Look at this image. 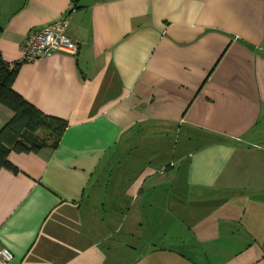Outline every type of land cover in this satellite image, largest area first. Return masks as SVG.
Masks as SVG:
<instances>
[{"label":"crops","instance_id":"0c3cea01","mask_svg":"<svg viewBox=\"0 0 264 264\" xmlns=\"http://www.w3.org/2000/svg\"><path fill=\"white\" fill-rule=\"evenodd\" d=\"M62 19L76 55L21 61ZM0 55L67 121L0 170L12 264H264V0H0Z\"/></svg>","mask_w":264,"mask_h":264},{"label":"trees","instance_id":"16d2710c","mask_svg":"<svg viewBox=\"0 0 264 264\" xmlns=\"http://www.w3.org/2000/svg\"><path fill=\"white\" fill-rule=\"evenodd\" d=\"M16 68L17 64L11 67L0 55V104L12 112L0 128V170L13 173L18 170L8 159L10 153H39L54 146L67 127V121L40 113L13 90Z\"/></svg>","mask_w":264,"mask_h":264},{"label":"built area","instance_id":"2783aa9c","mask_svg":"<svg viewBox=\"0 0 264 264\" xmlns=\"http://www.w3.org/2000/svg\"><path fill=\"white\" fill-rule=\"evenodd\" d=\"M67 26L68 20L62 19L45 29L29 32L21 42V61L30 62L54 52L76 55L78 44L65 36ZM12 260V254L0 247V264H12Z\"/></svg>","mask_w":264,"mask_h":264},{"label":"rangeland","instance_id":"374dc122","mask_svg":"<svg viewBox=\"0 0 264 264\" xmlns=\"http://www.w3.org/2000/svg\"><path fill=\"white\" fill-rule=\"evenodd\" d=\"M167 155V154H166ZM169 160H171L172 158L170 157V158H168Z\"/></svg>","mask_w":264,"mask_h":264}]
</instances>
